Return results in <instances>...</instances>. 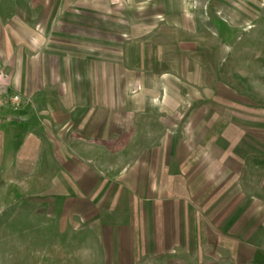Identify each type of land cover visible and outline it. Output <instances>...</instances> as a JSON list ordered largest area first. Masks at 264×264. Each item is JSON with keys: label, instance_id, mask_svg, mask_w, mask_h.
Instances as JSON below:
<instances>
[{"label": "rangeland", "instance_id": "374dc122", "mask_svg": "<svg viewBox=\"0 0 264 264\" xmlns=\"http://www.w3.org/2000/svg\"><path fill=\"white\" fill-rule=\"evenodd\" d=\"M0 264H264V0H0Z\"/></svg>", "mask_w": 264, "mask_h": 264}, {"label": "crops", "instance_id": "0c3cea01", "mask_svg": "<svg viewBox=\"0 0 264 264\" xmlns=\"http://www.w3.org/2000/svg\"><path fill=\"white\" fill-rule=\"evenodd\" d=\"M68 174H72L70 171H68ZM75 174V172H74ZM74 183L73 187L78 189L80 186L78 184L76 180V178L71 177ZM136 186L139 185V182H136ZM119 193H118V197H117V205H115L113 208L112 212H109L110 210L107 211V213H113L112 215L115 217L122 215V217L120 218V220L117 218L115 220H110L108 225H106V229L111 230L114 232L115 235V245L113 246V243L111 245H107L106 247L104 246V244L102 245V250H132L131 254L133 252V254L135 253L133 250H139L140 247V240H145L146 239V235L145 232L147 231L148 233V238H152L155 237L156 239H158V236L160 234H158L160 231L159 229V222H158V218H155L154 220L152 219L151 216V205H149V203H151L150 199L147 200L148 198V193L147 195H145L144 193H141L139 191V188L135 187L134 185L128 186V185H120L119 186ZM75 189V190H76ZM149 189V188H147ZM149 190H147L148 192ZM155 191V190H154ZM111 195V194H110ZM111 196L107 195L106 199L110 198ZM141 200H143L145 203L147 202V204H145V208L142 209V211H140V208L142 207L141 204ZM124 202L127 206V209L124 208L126 207L124 205ZM153 203V201H152ZM151 203V204H152ZM146 206H148L149 209L146 208ZM124 208L123 209H120ZM131 207V208H130ZM140 216V217H137ZM183 216V215H182ZM181 216V218H183ZM140 218H141V222H140ZM180 218V219H181ZM186 218V217H185ZM184 218V219H185ZM147 219V220H146ZM182 221V220H181ZM161 226V225H160ZM171 226V225H170ZM169 225L164 227L162 226V230L165 229L167 237L169 236V230H172L173 234L175 233V227ZM172 228V229H171ZM182 229V227L180 228ZM104 233V231H103ZM172 237V235H171ZM170 237V238H171ZM183 236H180V238ZM175 238V236H174ZM156 245V242H155ZM186 246L183 244H180L179 249L178 250H185ZM155 250H159L155 249ZM168 250V249H167Z\"/></svg>", "mask_w": 264, "mask_h": 264}]
</instances>
